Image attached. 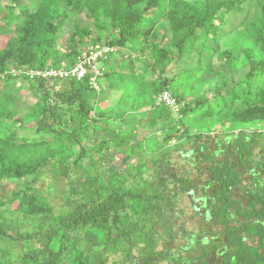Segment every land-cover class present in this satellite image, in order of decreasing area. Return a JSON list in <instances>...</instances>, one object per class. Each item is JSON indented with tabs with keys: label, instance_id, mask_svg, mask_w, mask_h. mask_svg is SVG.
Masks as SVG:
<instances>
[{
	"label": "trees",
	"instance_id": "trees-1",
	"mask_svg": "<svg viewBox=\"0 0 264 264\" xmlns=\"http://www.w3.org/2000/svg\"><path fill=\"white\" fill-rule=\"evenodd\" d=\"M29 2L0 0V191L16 184L0 197V239L21 247L13 262L0 250V264H264V0ZM230 15L242 17L238 49ZM76 16L90 24L63 42ZM91 46L134 55L126 70L109 66L115 54L102 64L100 92L91 75L9 72L71 68ZM215 55L247 74L202 86L188 62ZM164 92L176 115L158 105ZM192 192L204 229L179 235Z\"/></svg>",
	"mask_w": 264,
	"mask_h": 264
},
{
	"label": "rangeland",
	"instance_id": "rangeland-1",
	"mask_svg": "<svg viewBox=\"0 0 264 264\" xmlns=\"http://www.w3.org/2000/svg\"><path fill=\"white\" fill-rule=\"evenodd\" d=\"M24 3H30L29 0H24ZM228 20V24L225 27V30L228 34L229 39H231L230 42H233L234 44V48L238 49L239 44H240V40L238 39V37L235 35V30L233 29L235 26H238L241 21H242V17L241 16H235V15H230L229 18H227ZM90 23L83 17V16H76L73 20L71 19L67 25L65 26V29L63 31V42L65 41L66 37L70 34H72L74 32L75 29V25H78L81 28H84L86 26H88ZM3 24L0 23V26H2ZM94 30V28H93ZM234 36H236V40L233 41ZM159 40L162 42V35L159 36ZM6 40L3 38H0V47L5 45ZM223 43V42H222ZM93 46H91L90 48H92ZM87 52V51H85ZM119 54V55H118ZM114 56H117V62L115 63L114 66V70H126V68L128 67L129 63L131 61H133L134 59V55H130L126 52H116ZM116 58V57H115ZM112 61V60H111ZM198 57H193L191 59V61L189 60L187 68L192 67L194 70H196V72H198L199 74H202L203 77H201V83L203 84L202 86H205L206 83H208L210 80H214L215 82H221V80H224V72H227V78H228V83L231 84V82L233 81V79L235 81H239L242 77H245V75L247 74L249 68H246L245 70H237L235 73L230 74L227 71V66L226 64L217 56L215 55L212 60H209V58H205L201 61V65H198ZM210 63L212 65H210ZM179 69L177 68L175 71L176 73H180L178 71ZM226 80V79H225ZM19 85H24V83L22 81H19L18 86ZM23 98V109L24 111L27 109L26 103H29L27 106H29L30 104H35L36 99L31 97V96H26L25 98ZM155 138H158V136L156 135ZM160 138V137H159ZM178 141H173L171 143V145H175ZM189 149H191V146H187L185 151H188ZM171 156L173 161L176 163V165L178 167H181L182 169H187V170H192V173L194 172L193 168L191 165H189L188 163H186L183 159H181L180 153L177 151H172L171 152ZM185 171V170H184ZM195 177V174L193 173L192 178ZM50 184V179H46L45 180V185H49ZM61 188H65L67 185V182H61L60 183ZM16 187V184L14 183H10L8 187H6L4 190L0 191V197H4L3 195V191L4 192H12L14 190V188ZM61 191V190H59ZM199 194H195L194 192L192 193H187L182 197L181 203L178 206V208L176 209V213L178 214V216H176V221H177V228H178V232L177 234H181L182 233V224H184V226H186V229H190L191 231L196 230V232L201 233L202 230L204 229V226L202 223H200V219L199 217L194 216V206L196 205V200L198 199ZM53 206H61L62 202L59 199H56L54 202H52ZM15 208V205L13 204L11 207L8 205L7 207H5L4 209L6 210H13ZM5 242V243H4ZM183 241H180L179 239L174 240V242L169 246V248H174L177 249L178 244L181 243ZM184 244V242L182 243ZM0 250L3 251V253H7L8 254V259L7 260H11L12 262L15 261L16 257H18L19 255H21V247L19 245H17L16 247L13 248V243L2 241L0 239ZM178 250V249H177ZM4 258V256H2V254L0 255V259ZM114 258L112 257L111 260H113ZM1 261V260H0ZM3 261V260H2ZM216 262L215 260H213L212 263ZM161 264H169L168 262H162Z\"/></svg>",
	"mask_w": 264,
	"mask_h": 264
},
{
	"label": "built area",
	"instance_id": "built-area-1",
	"mask_svg": "<svg viewBox=\"0 0 264 264\" xmlns=\"http://www.w3.org/2000/svg\"><path fill=\"white\" fill-rule=\"evenodd\" d=\"M116 52L117 50L115 48L108 46H96L85 52L71 68L62 67L58 69L46 70H22L11 68L9 72L14 76H18L22 79L26 77L30 80L40 78L83 81L91 75L89 77L91 87L94 88L95 91L100 92L101 86L99 81L105 73V68L102 64L108 61L110 56ZM5 75L6 74L2 75V77ZM158 105L167 106L175 115L179 112L178 104L169 92H164L159 96Z\"/></svg>",
	"mask_w": 264,
	"mask_h": 264
},
{
	"label": "crops",
	"instance_id": "crops-1",
	"mask_svg": "<svg viewBox=\"0 0 264 264\" xmlns=\"http://www.w3.org/2000/svg\"><path fill=\"white\" fill-rule=\"evenodd\" d=\"M119 55V54H118ZM116 57V58H115ZM113 57L112 61H111V65L109 64V66L114 70V66H115V63H118L117 61V56Z\"/></svg>",
	"mask_w": 264,
	"mask_h": 264
}]
</instances>
